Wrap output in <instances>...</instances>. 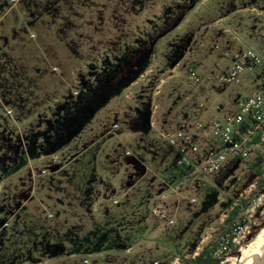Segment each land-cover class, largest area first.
<instances>
[{
	"label": "rangeland",
	"instance_id": "374dc122",
	"mask_svg": "<svg viewBox=\"0 0 264 264\" xmlns=\"http://www.w3.org/2000/svg\"><path fill=\"white\" fill-rule=\"evenodd\" d=\"M249 49L264 61V0H0V264H181L221 235L227 263L255 246L263 148L216 183L195 126L262 89L261 71L219 80ZM108 66L107 98L88 99L81 75Z\"/></svg>",
	"mask_w": 264,
	"mask_h": 264
},
{
	"label": "built area",
	"instance_id": "2783aa9c",
	"mask_svg": "<svg viewBox=\"0 0 264 264\" xmlns=\"http://www.w3.org/2000/svg\"><path fill=\"white\" fill-rule=\"evenodd\" d=\"M256 71H261L264 77V61L253 50L249 49L234 54L229 72L220 75L219 80L224 83H231L242 72L255 76ZM190 74L196 82L199 81L195 72L192 71ZM261 86L260 91L241 96L229 113L218 114L196 122L195 126L199 130L198 136L212 141V144L207 147L205 158V170L209 175L216 174L233 158L245 159L251 150L260 145L252 141L257 133H260V140L264 142V78ZM178 140L182 141L179 148L181 154H185L188 149H191L193 153L199 152L200 147L197 145V138L194 134L177 131L170 135L172 144H177ZM184 160L189 166L191 165L186 157L179 159L176 165L184 164ZM261 177L264 180V171ZM251 186L254 187V184ZM240 230V226H234L233 231L236 236ZM230 251V239L228 236L221 235L212 249V255L216 258H222Z\"/></svg>",
	"mask_w": 264,
	"mask_h": 264
},
{
	"label": "trees",
	"instance_id": "16d2710c",
	"mask_svg": "<svg viewBox=\"0 0 264 264\" xmlns=\"http://www.w3.org/2000/svg\"><path fill=\"white\" fill-rule=\"evenodd\" d=\"M186 44L188 45L189 43L180 42L177 45L179 55L176 54L175 56H172V58L175 57L174 60H177L179 58L180 52H182L183 48H185V46H187ZM172 58L170 59V61L172 60ZM144 65H145V67H144ZM148 65H149V62H147L146 64H142L141 66L135 68V70H132V74L134 76H136V75L138 76V75L142 74L144 71L147 70ZM109 70H110V67L108 66L106 68V70L96 71L95 73H92V71H90V72H87V74L84 73L83 75H81L82 79L80 80V82L82 83V87L84 88V90L87 92L86 97H88V99L90 98V96L94 90V88H93L94 86L96 89L101 88L103 95L105 96V98H107V96H108V74H109ZM89 73H91L90 76H89ZM136 78L129 77L127 82L133 81ZM252 141L259 143L262 146L263 150H262V152H260L259 154L256 155L253 163L250 166V169L254 173V176L258 177L260 182L263 183L264 180L262 179L261 175H262V172L264 171V142H261V140H260V133H257L252 138ZM241 161H243V159H241V158H233V159L229 160L223 166V168L220 171H218L216 174L213 175L216 183H217V181L221 182L223 180L228 179L232 175L233 171L237 168V166L239 165V163ZM188 169H189V171H193V169H194L193 163H191V165L188 166ZM259 186H261V185H259ZM233 203L234 202L231 200L227 204V207H231V211L228 213L227 218L225 219V222L228 224L233 221V219L235 218V215L237 214L238 209H239L238 206H233L232 205ZM254 235H255V231L252 232L251 237ZM234 253H237V251L235 250ZM221 262H222V258L214 257L212 255V250H209V249H204V250L198 252L195 256H193L191 258H186V259L181 258V264H220Z\"/></svg>",
	"mask_w": 264,
	"mask_h": 264
},
{
	"label": "bare ground",
	"instance_id": "6f19581e",
	"mask_svg": "<svg viewBox=\"0 0 264 264\" xmlns=\"http://www.w3.org/2000/svg\"><path fill=\"white\" fill-rule=\"evenodd\" d=\"M255 246L241 251L237 258H229L227 263L220 264H259L264 260V230Z\"/></svg>",
	"mask_w": 264,
	"mask_h": 264
},
{
	"label": "water",
	"instance_id": "95a60500",
	"mask_svg": "<svg viewBox=\"0 0 264 264\" xmlns=\"http://www.w3.org/2000/svg\"><path fill=\"white\" fill-rule=\"evenodd\" d=\"M259 264H264V260L262 262H260Z\"/></svg>",
	"mask_w": 264,
	"mask_h": 264
}]
</instances>
